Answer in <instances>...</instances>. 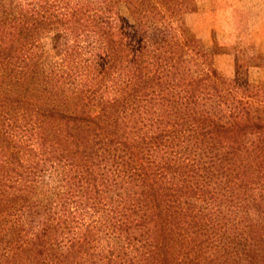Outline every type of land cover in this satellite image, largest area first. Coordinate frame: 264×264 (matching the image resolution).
<instances>
[{"label":"trees","instance_id":"16d2710c","mask_svg":"<svg viewBox=\"0 0 264 264\" xmlns=\"http://www.w3.org/2000/svg\"><path fill=\"white\" fill-rule=\"evenodd\" d=\"M195 1L0 0V264H264V55Z\"/></svg>","mask_w":264,"mask_h":264},{"label":"rangeland","instance_id":"374dc122","mask_svg":"<svg viewBox=\"0 0 264 264\" xmlns=\"http://www.w3.org/2000/svg\"><path fill=\"white\" fill-rule=\"evenodd\" d=\"M118 10L127 16L124 0H119ZM186 22L202 44L214 50L215 68L226 77L234 73L236 55H264V0H196ZM159 27L165 29L166 24ZM15 38L13 30L0 28L1 46H9ZM261 62L260 67L248 69L247 79L264 88V59ZM46 182L53 191L61 185L57 173Z\"/></svg>","mask_w":264,"mask_h":264}]
</instances>
